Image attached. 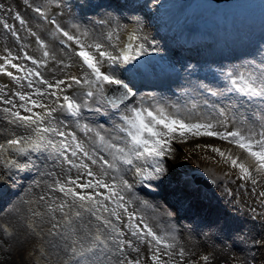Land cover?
<instances>
[{
  "label": "snow or ice",
  "instance_id": "snow-or-ice-1",
  "mask_svg": "<svg viewBox=\"0 0 264 264\" xmlns=\"http://www.w3.org/2000/svg\"><path fill=\"white\" fill-rule=\"evenodd\" d=\"M25 7L31 20L0 3L5 39L22 40L18 22L39 52L30 54L27 44L0 50V76L8 78L0 83V113L12 129L0 141V215L13 218L0 224L5 251L25 228L41 241L28 253H38L36 264H207L208 253L192 259L196 253L186 250L174 224L155 228L135 208L171 220L168 207L159 205L161 213L146 198L171 194L177 213L191 214L186 230L238 248L233 264H256L250 249H264V0L258 19L240 26L216 17V27L235 39L202 72L192 63L180 66L188 77L177 89L182 103L143 91L161 87L146 83L149 64L178 71L164 37L149 29L159 34L180 15L185 31H199L208 22L198 0H27ZM192 137L231 146L197 143L180 157L186 161L199 149L203 159L228 166L222 192L216 179L197 184L192 170L172 163L174 142ZM233 174L245 193L251 184L250 201L227 186ZM33 175L50 180L31 179L24 192L41 194L12 200Z\"/></svg>",
  "mask_w": 264,
  "mask_h": 264
},
{
  "label": "bare ground",
  "instance_id": "bare-ground-1",
  "mask_svg": "<svg viewBox=\"0 0 264 264\" xmlns=\"http://www.w3.org/2000/svg\"><path fill=\"white\" fill-rule=\"evenodd\" d=\"M242 1L246 2L247 0H242ZM0 3H1V0H0ZM170 3L177 4V3H174V2H170ZM206 3L207 2H205V1L201 2L202 5H205ZM221 7L223 8L222 12L227 11V13H228V12H230V10H231V8L233 6H221ZM221 7L219 9H217L216 7H215V9H211L210 13L215 14V11H218V10H219L218 12H220ZM241 10H242V8H240V9L237 8L236 9V11L239 12V13H240ZM249 17H255V18L258 19V15L257 14H254L252 16L248 12V18ZM26 19H29V17L27 16ZM172 19H174V20L177 19V23L179 22L180 24H183V17L180 16V15H175L170 20H168L167 23L164 24L163 26H166V28H169L170 30L171 29L175 30L174 26H172V27L171 26H167L168 23H171ZM204 19L208 23L201 24L199 31L193 33L194 35H200L201 38H195V37H191V36H186L182 30L181 31L179 30L181 27H179L177 29V30H179L178 35L184 40L183 41V45H185L186 47H188L191 50H192V48L194 50H196L197 51V55H193V56H191L189 54L187 55L183 51L176 50L175 48H173L174 50L172 51V55L171 56H176V58H179V59H176V60L174 59L175 60L174 62L172 61L173 57H171L172 59L169 60V62L170 61H171V63L173 62L172 64H175L176 68L178 69V71L174 73V74H176L175 81L171 82V84L162 83V84H160L161 87L152 88L153 91L159 92L160 90L165 89L164 87L166 85L169 86L168 88H166V93L163 95V96L167 97L165 99V101H167L168 98L170 99V98H174V97H177L176 100H175V103H179V102L182 103L185 100V99H181V98L184 97V95L177 91V89H179L181 87H184V86H187L185 84V81L188 79V77L183 72L182 68L180 67L181 65H185L186 66V63H192L194 65H197L198 68H200L203 65V63H202L201 66H198V63H197L198 61H199V65L202 62V60H204V61L207 60L209 62H213L217 58V53L221 51V48H222V51H223V48H226V46L223 45V44H217V43H215L213 41H209V39L211 37V35H209L210 32H212V34L214 35V33H213L214 30L212 31V29L210 28L211 24H212V21L214 19V16L208 15V16L204 17ZM233 19H234V22H233L234 25L240 26V25L243 24L242 16H240L238 13ZM218 30L224 31L223 28H219ZM149 31L152 32V30H149ZM152 33H153V35L156 36V38L158 40L161 39V34L160 33L159 34H155L154 32H152ZM167 34L169 36V35H171L173 33L167 32ZM125 36H126L125 34H123V33L121 34V41L125 40ZM226 36H233V35H230L228 33V34H226ZM212 37L217 39V35L216 36L214 35ZM5 41H6L5 32L0 27V50H2L3 47H5V45H6L4 43ZM19 43L20 44H24V40L19 41ZM34 46L35 45H32V47H34ZM162 46L165 47V54L167 55V58H168L169 50L172 48V44H170V43L165 41V43L162 44ZM186 47H184V48H186ZM37 52H38V50H37ZM153 55L155 56V54H153ZM191 60L196 61V63H194ZM156 64H158V63H156ZM159 66H162V65L158 64L155 67L158 69ZM201 72H202V70H201ZM155 74H157V71H156ZM200 78L202 79L203 76L201 75ZM7 82H8V78L7 77L0 76V83H7ZM146 83L150 84L151 82L146 80ZM157 84H159V82ZM11 87H12V85L9 84V88H11ZM165 103H167V102H165ZM8 126L9 125L2 118V113H0V129L7 128ZM9 128H10V126H9ZM3 138L4 137L0 136V140H2ZM202 138H204V139L208 138V140H211L210 143H215L216 142L215 140H213V138H210V137H202ZM192 139L193 138H191V140ZM193 140H197V139H193ZM216 140H217L216 144H220L221 147H231V146L227 145L226 142L222 143V141H220L218 139H216ZM186 141L190 142L189 139H188V140H185V141H182V142L179 141L177 143L179 147L183 146V145H188L189 147L183 146L184 148H186V151H184V149H183V150H181V152H178L177 159L174 160V161H176V163H180L182 165H185L187 169L192 170V172H194L193 175H198L199 173H206L208 176L211 175L214 179H216L218 181L217 184L219 186L218 187L215 186L216 191L218 193L222 192L223 181L225 180V177H224L223 174L228 171V166L223 165V164H217L215 161L203 159V155H202V153H201V151L199 149H197L194 153H191L188 160L185 161V160L180 159V157L184 156L185 154H188V151L194 148L193 143L189 144ZM198 141H200V139H198ZM181 143H184V144H181ZM205 143H209V142H205ZM209 155H213V154L211 152H209ZM217 159H219V157H217ZM205 169H208V171L205 172L204 171ZM235 171L236 170H233L234 173H235ZM178 172L180 173L181 176L190 174V173L182 171V170H178ZM31 179L50 180L49 177H43L42 178V177L35 176V175L30 176L27 181H24V187L20 188L19 191L16 192V195H14L11 198L12 200H16V198L18 196H22L24 199H34L36 196L41 194V189H37V188H33L30 192L25 194L24 190L26 188H28L29 181ZM230 179H231V182L228 183L227 186L232 188L234 191H239L240 196H241L242 199H248L250 201L251 198H252L251 197V193H250L251 184L248 183L247 187H248L249 191L247 193H245L244 188L239 187L242 184V181L237 179L235 174H233ZM137 192H138L139 196L145 197V192L140 191L139 186L137 187ZM146 198H148L153 204H155L157 206L158 211L161 212V213L163 212V209L159 208V205H165L166 207H168L167 205H169V202L165 199L164 195H155V196H150V197H146ZM135 208H136V210L138 212H142L145 215V217L148 219V221L155 228H159L161 226L167 227L169 223H172L177 228H179L180 231H181L180 239L184 243V245L186 247V250H191L192 252H194L196 254H197L198 251L200 252V254H197V255L194 256L195 257L194 259H198L199 256L205 254L204 243H205L206 239H202V237H198L195 233L190 232L188 230H185L184 228L181 229L178 226V224H177V222H176V220L174 218L169 220L165 216H160L159 219H156V216H157L156 212H153L152 209H142V208H140V205L138 203L135 204ZM168 208L173 213L175 212V208L174 207L173 208L172 207H168ZM178 215L181 216V218H179L180 222H183L186 225H190L192 223V220L190 219V215H191L190 213L183 212L181 214L178 213ZM178 215H177V218H178ZM5 222H8V223L11 224L13 222V218L12 217H7L6 218L4 215H0V224L5 223ZM183 223L181 224V226H184ZM25 237H27V238L25 239ZM21 239L24 240V243H23L22 246L19 243H17ZM12 242H13V250L11 251V254H14V256H17V257L19 255V257L21 259L25 258L27 253H28V251L29 250H33L35 245H38L39 243H41V241L38 238H36L34 236H28V230L25 229V228H20V229L17 230V234H16V236H14L12 238ZM8 243H9V241L6 240L3 237L2 233H0V261L6 262V263L8 262L7 255H10V252L5 251V247L4 246L7 245ZM207 247H209V245H207ZM201 251H202V253H201ZM222 251H223V253L225 252L231 257H233V255L236 258H238L240 256V250L238 248L229 250L227 247L222 246ZM142 254H144V250L143 249H142ZM17 257L15 259H17ZM228 260H229V258L225 259V257H223L222 259H220V263L221 264H225V262L226 261L228 262ZM201 264H203V261H201Z\"/></svg>",
  "mask_w": 264,
  "mask_h": 264
},
{
  "label": "rangeland",
  "instance_id": "rangeland-1",
  "mask_svg": "<svg viewBox=\"0 0 264 264\" xmlns=\"http://www.w3.org/2000/svg\"><path fill=\"white\" fill-rule=\"evenodd\" d=\"M207 2L205 4L206 7H204L203 9V12H204V17L208 16V15H211V16H214V19L212 21V24H211V29L214 33V35L216 36L217 35V39L212 37L214 36L212 34V32H210L209 35H211L209 41H213L217 44H223L226 46V48H223V50H226L234 41L235 37L233 36H226V34H228L227 31H221V30H218L219 28L216 27L214 21L216 19L217 16H220V17H223V18H226L227 20L231 21L232 23L234 22V17L237 15V13L242 16V22L244 23V21L248 18V12L250 13V15H254V14H257L259 16V0H247L246 2H243L242 0H233L232 2L231 1H228V2H219V1H216V0H198L199 3L201 2ZM27 0H1V3L5 4V5H10L14 10H19L21 12V14L26 18L27 16L29 17V20H31L32 16L34 15L32 10L30 8H26L25 7V4H26ZM38 2V0H37ZM169 2H172V0H169ZM197 2V0H185V3L183 4H189V3H195ZM218 2V4H217ZM208 5H211V7H207ZM223 5H232L233 7L231 8L230 12L227 13V11H223V8L221 6ZM235 5V6H234ZM215 7L217 9H219L221 7V10L220 12L218 11H215V14H212L210 13V10L211 9H215ZM237 8H242V10L239 12L236 11ZM224 13V14H223ZM9 17H11V14H9ZM177 19H175V23H176ZM9 23H13V20L11 18H9ZM16 25H17V29L20 31V35L22 37V40H24V44L27 43V45H30V47L28 48V51L30 54H35V55H39V53L37 52L38 48H37V44L35 42V39L34 37H30L28 36L24 30L22 28H20L19 26V23L16 22ZM174 23L173 21L171 22V26H173ZM1 29L4 31V29L2 28V26H0ZM175 28L177 26H174ZM180 31L182 30L184 32V29H183V24L180 25ZM178 29V28H176ZM149 30H152V32H155L157 34V28L155 27H152L150 28ZM164 30H165V26L162 27L161 26V32L162 34L164 33ZM179 30H172L171 31L173 33H178ZM159 31V32H160ZM176 31V32H175ZM5 32V31H4ZM175 34L171 35V37H173V39H175L174 37ZM177 35V34H176ZM231 35V34H230ZM200 36V35H198ZM164 40L166 42H168L170 36H168L167 33H164ZM7 46L11 47L14 51H17L18 50V47L20 45H23V44H20L18 41L15 40L14 37H12L10 34L7 35V39L6 41L4 42ZM32 45H35L34 47H32ZM221 51H222V48H221ZM195 55H197V52L194 53ZM170 58V56H169ZM167 58V59H169ZM170 60V59H169ZM193 61V60H191ZM195 62V61H193ZM203 63V66L206 67L208 63H211L209 61H204L202 60V62L200 63V66L202 65ZM153 66L154 65H158L156 64L155 62L152 64ZM166 70H169V68H166V66H163ZM150 68H151V65H150ZM201 70L203 71V68L200 67ZM152 69V68H151ZM176 79V74L174 73H171V74H168V73H165V71L162 70V68L160 70L157 71V74L153 76L152 79H150L149 81L151 82V84L153 83H167V84H171V82H174ZM207 82V81H206ZM173 84V83H172ZM165 86V85H164ZM169 86H165L164 88L165 89H162L160 90L158 93H161L162 95H164L166 93V88H168ZM152 88H146L144 89L143 91H146V92H153V89L151 90ZM165 97V96H164ZM167 98V97H165ZM177 97H174V98H168L167 101H164V102H172V103H175V100H176ZM181 99H185V97L181 98ZM181 103V102H179ZM186 115H188L186 113ZM192 115H195V114H192ZM5 130L7 131H11L12 129L9 128V126L7 128H2L0 129V136L4 137V138H7L6 136V132ZM193 139H197V140H191V138L189 139L190 142H187L189 144H192L193 143V146H195L197 143H200V144H203L205 142H211V140H208L207 139H204L202 137L200 138H197V137H192ZM198 139H200V141H198ZM217 138H213V140H216ZM179 141L177 142H174V146H177ZM185 142V143H186ZM215 142V143H216ZM223 143V142H222ZM181 144H184V143H181ZM183 146H187L189 147L188 145H183ZM183 146H178V152H181V149H184V151H186V148H184ZM173 162V161H172ZM176 162V161H174ZM206 174V173H205ZM207 177L211 178V179H214L211 175H207ZM218 183V181H217ZM215 187V186H214ZM176 205H179L178 203V200H176ZM174 206H172L173 208ZM177 208V207H175ZM3 224V223H2ZM48 226L45 225V228H47ZM206 239V238H205ZM207 245H209V247H207ZM204 247H205V253H208L209 254V261L207 262V264H221L220 263V259H222L223 257H225V259H228V262L226 261L225 264H233V260L236 258L234 257H231L229 256L227 253H223L222 251V246L220 244L219 241H216L214 240L213 238H208L207 241H205L204 243ZM208 249H211V251H209ZM215 249V250H214ZM214 250V251H213ZM251 252H253L255 254V259H256V264H262V262H264V249H256V248H252L250 249ZM30 252H33V250H29L28 253ZM26 255L25 258H20L19 255L18 257L17 256H14V254H11L10 252V255H7V260L8 262H3V261H0V264H36V259L34 256H36L38 253H34L33 255ZM202 253V251H201ZM197 254H200V252L198 251ZM196 254V255H197ZM227 255V256H226ZM195 256V255H194ZM192 257V259H194L195 257ZM17 257V259H15ZM231 257V258H230ZM204 264V263H203Z\"/></svg>",
  "mask_w": 264,
  "mask_h": 264
}]
</instances>
